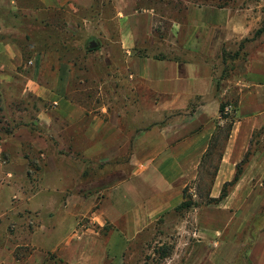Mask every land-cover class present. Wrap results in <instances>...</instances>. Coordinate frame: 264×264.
I'll return each instance as SVG.
<instances>
[{"label": "rangeland", "instance_id": "374dc122", "mask_svg": "<svg viewBox=\"0 0 264 264\" xmlns=\"http://www.w3.org/2000/svg\"><path fill=\"white\" fill-rule=\"evenodd\" d=\"M227 1L237 8L252 0L244 4L214 0ZM158 3L143 2L157 9ZM180 3L170 0L169 6ZM115 14L114 0H92L88 6L79 0H60L57 7L43 0H0V141L27 128L49 145L38 150L25 142L21 151L10 145L1 155V163L20 154L26 157L30 177L21 179V193L13 198L17 211L8 210L0 218V264H91L85 258L95 247L76 243L88 239L104 245L100 264H189L193 246L225 240L231 232H236V240L249 244L264 229V78L259 86L247 76L254 66L251 60L262 55L258 45L241 54L238 63L230 55L233 61L222 67L218 77L219 89L227 93L223 102L231 107L228 113L224 111V125L233 123L232 131L239 133L235 138L242 153L235 166V176L240 172L238 182L243 180L239 197L234 196L225 207L206 201L225 151L226 129L198 167L196 179L186 187L195 207L162 215L133 240L122 238L124 248L117 256L108 247L115 227L125 233L121 222L101 226L82 217L78 229L65 233L64 243L48 245L46 227L58 226L65 202L55 192L56 185L67 180L77 192L80 184L116 172L131 173V145L141 131L135 121L154 103L145 101L155 95L127 62ZM92 40L99 43V49L89 50ZM153 42L160 44L157 39ZM242 76L245 83L239 85ZM99 145L103 148L94 149ZM50 156L59 163L54 179L47 176ZM236 184L228 187L229 195ZM241 209L245 213L240 222L245 218V226L235 231L233 224L238 220H229L228 212ZM82 233L84 238H80ZM72 239L73 245L67 244ZM242 258L236 264H249Z\"/></svg>", "mask_w": 264, "mask_h": 264}, {"label": "crops", "instance_id": "0c3cea01", "mask_svg": "<svg viewBox=\"0 0 264 264\" xmlns=\"http://www.w3.org/2000/svg\"><path fill=\"white\" fill-rule=\"evenodd\" d=\"M43 1L50 7L60 4V0ZM79 1L88 6L92 0ZM114 1L116 14L113 18L120 25L121 47L128 64L155 95L154 99L145 101L154 103L140 120L135 121L141 131L131 145L129 164L133 167L132 172H116L80 184L77 192L73 188L75 184L70 181L63 180L56 185L55 192L65 202L58 226L51 230L46 227L49 232L45 238L51 243L48 245L60 246L68 230L78 229L82 217L101 226L108 222L116 226L121 222L125 233L115 227L108 247L109 253L117 256L124 248L122 238L135 239L152 222L176 210L184 201L185 188L196 179L198 167L225 122L221 116V104L227 93L226 89H219L218 77L233 61L229 56L236 57L233 62L238 63L240 55L250 52L251 46H254L252 51L256 46H262L258 47L262 55L251 60L254 66L247 75L249 79L254 78L253 84L262 85L259 80L264 78V33L256 36V32L264 21V0H252L247 6L237 8L231 5L217 7L201 0H172L182 2L172 7L169 6L170 0H157L158 9L143 4L145 0ZM245 1L237 0L242 4ZM155 39L160 42L157 46L153 44ZM243 77L237 84L245 83L246 77ZM60 113L67 117L64 111ZM100 126L104 127L103 124ZM238 134L233 130L227 141L212 197H219L223 184L234 179L235 166L242 154L235 142ZM25 142H31L38 150L49 146L42 136H35L27 128H20L13 137L0 141V218L8 210L10 213L17 211L13 198L21 193V179L30 177L27 171L30 161L26 157L18 154L1 163V155L10 145L21 151ZM102 148L99 145L94 149ZM58 165L54 156L47 158L48 179L57 176ZM242 181L221 202V207L231 204L234 196H240ZM16 192L19 195L16 196ZM86 192L91 194H84ZM243 212L244 209L228 212L229 220H238L232 222L235 231L245 223V218L240 222ZM59 231L63 233L58 234ZM36 233L34 239L38 238ZM235 235L236 232H231L225 240L204 242L199 248L193 246L187 263L236 264L245 240H236ZM80 238H84L83 233ZM74 241L72 239L67 244L73 245ZM76 243L95 247L97 250L93 248L85 260L100 264L103 259L100 248L104 246L101 242L88 239L76 240ZM248 263L264 264V230L249 251Z\"/></svg>", "mask_w": 264, "mask_h": 264}, {"label": "trees", "instance_id": "16d2710c", "mask_svg": "<svg viewBox=\"0 0 264 264\" xmlns=\"http://www.w3.org/2000/svg\"><path fill=\"white\" fill-rule=\"evenodd\" d=\"M203 2H206V1H203ZM206 3L215 5L217 7H225V6L229 5V2L228 1L227 2H224V3H216V2H214V0H211V1L210 0H207ZM263 33H264V21H263L262 26L256 32V36H259V35H261ZM96 49H99V45L97 47L92 48L90 46V43H89V50L92 51V50H96ZM226 106H227L226 102H222V104H221V113H222L221 115H222V118H226L227 117V116L226 117L224 116V111H225ZM232 127H233V123H230L227 127L225 125H223V126H221L219 128L217 134H215V136L213 138V143H212L211 148L209 149L207 155L210 154V151H212V149L214 148V143L218 141V139L224 134L223 132L226 129H227V132H226V144H227V141L229 140L230 135H231ZM225 148H226V146L224 147V150H225ZM207 155L205 156V158L207 157ZM222 157H223V155H221V159H222ZM218 170L219 169L217 168V170L215 172V177L217 176ZM239 175H240V172H238L236 174V176H235V178H234L233 181H230V182L225 183V185H224V187H223V189H222L221 194H220L219 197H212L211 196V193L207 194L206 195V201H207V203H220L223 200H225L229 196V191L227 190L228 187L233 186V185H235L238 182ZM214 182H215V178L212 180V184H214ZM187 191H188L187 188H185V190H184V201L179 206L176 207V210L177 211H180V210H183V209L184 210H189L192 207H195L196 206V203H194V201L192 200V197H189L187 195ZM263 230H261V231H263ZM260 232H258V235H259ZM258 235H256V237H254L253 239H251L252 241H248L249 244H247V243L245 244L244 250L241 253V256L243 257L242 260H244L245 262H248V254H249V251L251 250L254 242L257 240ZM165 254H166L165 257H167L168 256V253H165Z\"/></svg>", "mask_w": 264, "mask_h": 264}, {"label": "water", "instance_id": "95a60500", "mask_svg": "<svg viewBox=\"0 0 264 264\" xmlns=\"http://www.w3.org/2000/svg\"><path fill=\"white\" fill-rule=\"evenodd\" d=\"M98 45H99V43H98L97 41H95V40H92V41L90 42V46H91L92 48L97 47Z\"/></svg>", "mask_w": 264, "mask_h": 264}, {"label": "built area", "instance_id": "2783aa9c", "mask_svg": "<svg viewBox=\"0 0 264 264\" xmlns=\"http://www.w3.org/2000/svg\"><path fill=\"white\" fill-rule=\"evenodd\" d=\"M230 109H231V107L227 106L225 110L228 113L230 111Z\"/></svg>", "mask_w": 264, "mask_h": 264}]
</instances>
